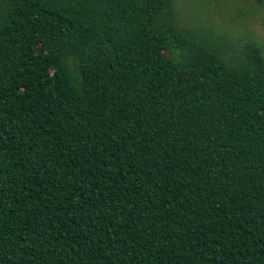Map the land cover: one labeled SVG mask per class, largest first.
<instances>
[{"label":"trees","instance_id":"1","mask_svg":"<svg viewBox=\"0 0 264 264\" xmlns=\"http://www.w3.org/2000/svg\"><path fill=\"white\" fill-rule=\"evenodd\" d=\"M178 5L0 0V264H264V55Z\"/></svg>","mask_w":264,"mask_h":264},{"label":"rangeland","instance_id":"2","mask_svg":"<svg viewBox=\"0 0 264 264\" xmlns=\"http://www.w3.org/2000/svg\"><path fill=\"white\" fill-rule=\"evenodd\" d=\"M179 24L209 39L251 44L264 55V8L253 0H178Z\"/></svg>","mask_w":264,"mask_h":264}]
</instances>
